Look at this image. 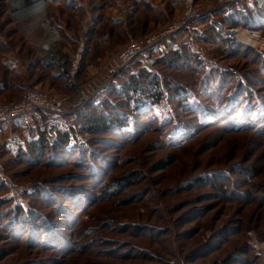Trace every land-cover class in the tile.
I'll return each mask as SVG.
<instances>
[{
	"label": "rangeland",
	"instance_id": "obj_1",
	"mask_svg": "<svg viewBox=\"0 0 264 264\" xmlns=\"http://www.w3.org/2000/svg\"><path fill=\"white\" fill-rule=\"evenodd\" d=\"M223 1L194 0L200 19L122 66L118 54L132 40L184 19L185 0H154L164 11L157 15L147 0H43L38 11L0 0V84L7 85L0 103L39 89L63 112L78 106L61 128L70 135L66 147L74 150L68 155L53 148L39 159L18 157L43 124L31 129L28 123L22 138L0 130V264H264V128L257 123L237 131L227 125L236 118L216 120L218 113L207 116L201 109L206 104L216 111L238 99V89L228 98L236 77L247 79L248 91L264 102V30L234 27L251 31L256 45L221 40L209 20L213 15L230 27L225 19L231 6L223 9ZM48 38L49 51L43 48ZM175 49L198 55L201 65L194 59L167 65ZM79 54L72 88L48 59L67 69ZM140 71L158 77L161 102L148 114L133 113L125 131L89 132L82 110L120 105L124 84ZM216 75L221 80H212ZM222 81L218 100L205 95V84L214 92ZM178 86L185 94L176 93ZM102 88L107 90L98 102ZM79 92L89 100L81 107ZM25 209L49 217L13 219Z\"/></svg>",
	"mask_w": 264,
	"mask_h": 264
},
{
	"label": "trees",
	"instance_id": "obj_2",
	"mask_svg": "<svg viewBox=\"0 0 264 264\" xmlns=\"http://www.w3.org/2000/svg\"><path fill=\"white\" fill-rule=\"evenodd\" d=\"M222 12V11H221ZM263 10L258 8L256 5L252 7L250 10L247 11V13H236V14H229L226 15L228 19L226 18L225 21L230 24L231 27L235 26H245L250 29H262L264 30V21L261 23L259 20H261V15L263 14ZM233 15H238L237 19H234L229 21V18L233 17ZM215 33V31L213 30ZM220 39V38H219ZM225 42V41H223ZM231 44H236L234 41H228ZM167 59V65L171 64L174 67H179V62L182 63L183 66H187L191 63L188 61L194 59L195 65L200 66L202 63V60L199 59L198 55H195L194 53H190L189 50L186 49H175L171 50L168 52V55L166 57ZM169 61V62H168ZM53 67H56L52 65ZM228 71H225L223 75L225 76ZM229 79L231 78V72L229 71ZM61 74V73H60ZM221 75H216L212 78L215 82L217 80H221L219 77ZM236 76V75H235ZM234 76V77H235ZM236 77V89H234L231 92V95L228 97L233 98L234 94L237 92V89L239 91V94L237 97L238 99H234V101H229L224 107H219L217 106L216 111H212V107H208V105L204 104L202 105V112L206 113L207 116L208 114H213L214 116L218 115L219 117H215L216 120L219 119H225L226 116L230 118H236L235 122H232V120L227 122L228 126H235L237 131L240 129H247V126H253L257 125L259 123L260 127L264 128V102L261 100V97L258 95L253 94L252 89L248 91L247 86H246V80L245 78H240ZM248 81V80H247ZM226 81H222V83L219 85L217 90L215 89L214 92H209L208 90L210 89L209 85L205 84L204 88H206L205 95H209L210 97L213 98V100H218L223 94H222V89L224 88L223 85H226ZM248 83V82H247ZM219 84V83H218ZM124 93L125 96V101L122 103H119L120 105H110L111 110H105L104 111V104L95 106L93 107L90 105V107H93L94 112H86L82 110L80 114L82 116L80 119L84 121L83 123L86 124V129L89 132L93 131H100L104 130V128H115L118 130V132L125 131L134 122V116L136 115V112H139L140 114H148L152 111V109L155 108V105L161 102L163 98V91H161V84L159 82L158 77L155 74H152L150 72H135L130 74L129 81H127L124 84ZM2 87H4L1 90H6L7 85L5 83L2 84ZM176 93L178 92L180 95L185 94L187 91L185 87L183 86H178L175 88ZM151 102L150 105L146 104V101ZM225 99L222 98L221 102L224 101ZM184 103L185 101L182 100ZM151 106V107H150ZM120 107L124 108V110L120 109ZM150 107V108H149ZM128 108H130L132 111H127ZM152 108V109H151ZM148 110V111H147ZM98 111V112H97ZM218 111V112H217ZM79 112V111H78ZM97 112V113H96ZM135 113V115H132ZM218 113V114H214ZM229 118V119H230ZM212 119V118H211ZM205 120H210V118H206ZM203 120V121H205ZM213 120V119H212ZM44 121V126H46V121L45 117H43ZM42 126V125H41ZM62 126L59 127L58 129V137L54 142H50L49 139L46 136V128L44 127L43 129L40 128L38 132V136H33L28 142L27 148H25V151H20L18 153V157H31L32 160L34 159H39L38 156L45 151H51L53 148L59 149V155L71 154L70 152L74 151L70 149V147H66V145L70 142V135L68 131L62 130ZM32 131H36L32 130ZM37 135V134H36ZM78 148V145H77ZM81 149V148H80ZM54 151H52L53 153ZM58 152V151H57ZM80 152H82L80 150ZM51 153V154H52ZM57 155V156H59ZM56 158V155H53L49 157V160H52V158ZM94 166V165H93ZM213 178V177H212ZM207 182V178L205 179ZM122 181L120 180V183ZM223 183L219 185V188L223 187ZM119 183V184H120ZM226 187V186H225ZM75 195V193H74ZM73 195V196H74ZM72 196V200L75 199V197ZM81 199L79 196L74 200ZM24 213V214H23ZM41 214L43 217H49L48 213L45 214L44 212L39 210V213L36 211V209L33 210H26L24 212H21V210H18L13 219L14 220H32L33 216L32 214ZM27 217V218H26ZM43 219V218H42Z\"/></svg>",
	"mask_w": 264,
	"mask_h": 264
},
{
	"label": "built area",
	"instance_id": "obj_3",
	"mask_svg": "<svg viewBox=\"0 0 264 264\" xmlns=\"http://www.w3.org/2000/svg\"><path fill=\"white\" fill-rule=\"evenodd\" d=\"M193 1L194 0H185L186 9L184 19L180 23H176L175 25L169 27V29L160 31V33H156L144 40H132V42L118 54L122 66L129 65L134 59L146 57L154 49L160 46L161 43L173 38L176 34L186 30L189 26L200 19L203 15L196 10L193 5ZM242 1L244 0H224L222 8H229L230 6ZM254 4L264 11V0H254ZM261 20L264 21V12L261 15ZM209 23L213 27L214 31L219 34L221 40L230 39L238 45L240 43H246L235 35L236 31L234 27L225 26L221 21L213 17V15L210 17ZM261 39L264 40L263 38ZM51 41L48 45H43L45 50H50ZM81 51L82 49H80V53ZM48 60L50 63H53L55 66L60 68V70L66 75L67 85L73 88L75 86V73L80 61V54L77 55V58L73 60L67 69L58 61L57 58L53 56H50ZM106 90L103 88L100 90L96 99L98 102L104 98L103 93ZM79 93L80 96L76 106L79 105V107H81L83 102L88 100V97L82 92ZM92 102L94 101L92 100ZM77 110L78 106L76 109L74 107L72 112H63L58 107L56 101L45 91L39 89H28L20 100L11 103H0V129L18 120L31 119L41 116L42 118L45 117L46 136L50 142H54L58 137V129L62 126V124H64L66 117L68 115H73Z\"/></svg>",
	"mask_w": 264,
	"mask_h": 264
},
{
	"label": "crops",
	"instance_id": "obj_4",
	"mask_svg": "<svg viewBox=\"0 0 264 264\" xmlns=\"http://www.w3.org/2000/svg\"><path fill=\"white\" fill-rule=\"evenodd\" d=\"M148 2H150L152 4V6L154 7V13L157 14H164L162 11V9L160 7H157L158 5L154 2V0H147ZM254 0H244L240 3H237L233 6H231V8L227 9V12H229V14H236V13H247L248 10H250L252 7H254ZM221 14V13H220ZM162 16V15H161ZM163 17V16H162ZM164 19L166 17H163ZM162 18V19H163ZM229 21H231V17L229 18ZM0 89H2V85L0 84ZM29 123V127L32 128H35L37 126H41L42 124H44V121L42 119L41 116L39 117H35V118H31V119H22V120H18V121H15L14 123H11L9 125H6L5 127L1 128L0 130L2 129H6V130H10L11 131L13 130L14 131V134L16 137L20 136V138L26 136L27 134V130L28 128L26 127V125ZM4 133L5 130L3 131ZM9 135V134H8ZM11 136L9 135L8 138H10ZM262 261L264 262V254L262 256Z\"/></svg>",
	"mask_w": 264,
	"mask_h": 264
},
{
	"label": "bare ground",
	"instance_id": "obj_5",
	"mask_svg": "<svg viewBox=\"0 0 264 264\" xmlns=\"http://www.w3.org/2000/svg\"><path fill=\"white\" fill-rule=\"evenodd\" d=\"M14 3L16 4V6H17V8H20V9H22L21 8V4L22 5H30V7H31V9L33 8V10L35 9V10H37L38 11V9H41V8H43V6H44V2H43V0H14ZM26 3H28V4H26ZM29 7V6H28ZM29 7V8H30ZM25 8V7H24ZM27 8V7H26ZM26 8L23 10V11H25L26 10ZM28 8V9H29ZM19 11V10H18ZM30 11V10H29ZM29 11H27V12H29ZM21 13H23V12H21ZM32 13V12H31ZM23 16H24V13L22 14ZM21 15V16H22ZM19 17V16H18ZM245 33V34H244ZM254 33V32H253ZM236 34H237V37L238 38H240L241 40H246V41H248V42H251L253 45H256V42H257V39L255 38V36L252 34V32L251 31H248V30H244V29H240V30H238L237 32H236ZM248 35H249V37L251 38V39H253V40H251L249 37H248ZM259 35V34H258ZM261 37V36H260ZM51 39L52 38H48L47 39V41H51ZM48 44V43H47Z\"/></svg>",
	"mask_w": 264,
	"mask_h": 264
}]
</instances>
